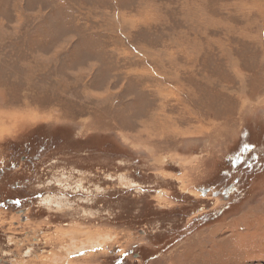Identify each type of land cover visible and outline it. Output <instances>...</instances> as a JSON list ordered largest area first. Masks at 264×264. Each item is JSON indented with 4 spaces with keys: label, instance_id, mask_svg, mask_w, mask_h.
<instances>
[{
    "label": "rangeland",
    "instance_id": "1",
    "mask_svg": "<svg viewBox=\"0 0 264 264\" xmlns=\"http://www.w3.org/2000/svg\"><path fill=\"white\" fill-rule=\"evenodd\" d=\"M0 168V264H264V0H0Z\"/></svg>",
    "mask_w": 264,
    "mask_h": 264
},
{
    "label": "flooded vegetation",
    "instance_id": "2",
    "mask_svg": "<svg viewBox=\"0 0 264 264\" xmlns=\"http://www.w3.org/2000/svg\"><path fill=\"white\" fill-rule=\"evenodd\" d=\"M250 148L251 149L248 150V151H252L254 149V146L253 145H250ZM241 160H242V158H241ZM5 174H6V168H4V169L0 168V179L1 180L3 179V177H5ZM15 191H18V190L16 189ZM30 200H31V198L29 199V201ZM7 201H9V202L11 201L14 205H16L15 206V207H17L16 208V211H17L16 213L19 214V215H21L22 218H25L26 216H28V214L30 212V208H32V206L30 207V206H26V205L25 206L20 205L19 203L16 202V200H14L11 197H7ZM29 204H32V203L29 202ZM2 206H3V204H2V201L0 199V207H2Z\"/></svg>",
    "mask_w": 264,
    "mask_h": 264
},
{
    "label": "trees",
    "instance_id": "3",
    "mask_svg": "<svg viewBox=\"0 0 264 264\" xmlns=\"http://www.w3.org/2000/svg\"><path fill=\"white\" fill-rule=\"evenodd\" d=\"M247 153L249 154V155H252L253 157H251V156H249L248 154L247 155H245L243 158H242V160L240 161V163L239 164H242V163H246L247 164V166H252V165H254V163L255 162H257V160H255V154L253 153V151H247ZM231 159V158H230ZM233 159V161L236 159V157H233L232 158ZM232 159L231 160H229L228 159V162L231 164L233 161H232ZM252 160V161H251ZM232 161V162H231ZM255 161V162H254ZM254 162V163H253Z\"/></svg>",
    "mask_w": 264,
    "mask_h": 264
},
{
    "label": "bare ground",
    "instance_id": "4",
    "mask_svg": "<svg viewBox=\"0 0 264 264\" xmlns=\"http://www.w3.org/2000/svg\"><path fill=\"white\" fill-rule=\"evenodd\" d=\"M34 115V114H33ZM70 252L69 253H75L76 251H80L81 250V246L80 247H72L68 249Z\"/></svg>",
    "mask_w": 264,
    "mask_h": 264
}]
</instances>
